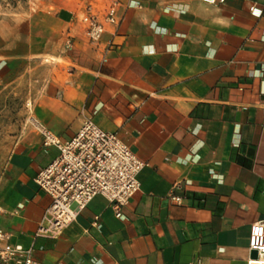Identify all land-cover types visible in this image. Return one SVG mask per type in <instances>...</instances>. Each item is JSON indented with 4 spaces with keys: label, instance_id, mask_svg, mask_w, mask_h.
Returning a JSON list of instances; mask_svg holds the SVG:
<instances>
[{
    "label": "crops",
    "instance_id": "1",
    "mask_svg": "<svg viewBox=\"0 0 264 264\" xmlns=\"http://www.w3.org/2000/svg\"><path fill=\"white\" fill-rule=\"evenodd\" d=\"M32 1L38 46L19 55L39 58L41 98L0 179L11 243L38 264H247L264 221V13L250 12L264 0ZM114 1L120 24L92 42L85 16ZM87 118L149 164L141 188L120 217L99 196L39 234L52 198L35 180L59 151L37 125L69 141Z\"/></svg>",
    "mask_w": 264,
    "mask_h": 264
},
{
    "label": "built area",
    "instance_id": "2",
    "mask_svg": "<svg viewBox=\"0 0 264 264\" xmlns=\"http://www.w3.org/2000/svg\"><path fill=\"white\" fill-rule=\"evenodd\" d=\"M209 5L224 4L226 0H203ZM118 2L108 8L106 18L100 21L94 14L85 16L86 32L92 42H99L107 26L120 24L116 16ZM250 12L256 18L263 16L255 6ZM43 137V146L55 147L59 155L38 174L37 184L52 198L39 234L56 236L87 208L96 197H105L118 211L136 196L141 188L139 174L149 164L140 160L130 146L115 133L100 129L92 118H87L78 133L69 141H62L54 132L37 125ZM177 202L181 198L173 197ZM4 214L0 207V264H38L32 250L11 243V235L1 228ZM250 257L247 264H264V221L251 223L249 237Z\"/></svg>",
    "mask_w": 264,
    "mask_h": 264
},
{
    "label": "rangeland",
    "instance_id": "3",
    "mask_svg": "<svg viewBox=\"0 0 264 264\" xmlns=\"http://www.w3.org/2000/svg\"><path fill=\"white\" fill-rule=\"evenodd\" d=\"M34 22L36 2L0 0V179L41 98L39 58L19 55L38 46ZM7 47L12 52L11 64L2 57Z\"/></svg>",
    "mask_w": 264,
    "mask_h": 264
},
{
    "label": "water",
    "instance_id": "4",
    "mask_svg": "<svg viewBox=\"0 0 264 264\" xmlns=\"http://www.w3.org/2000/svg\"><path fill=\"white\" fill-rule=\"evenodd\" d=\"M250 257L256 258V252L253 251V252L251 253V256H250Z\"/></svg>",
    "mask_w": 264,
    "mask_h": 264
}]
</instances>
